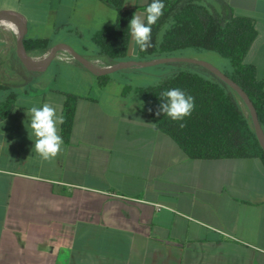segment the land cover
<instances>
[{
    "label": "crops",
    "instance_id": "crops-1",
    "mask_svg": "<svg viewBox=\"0 0 264 264\" xmlns=\"http://www.w3.org/2000/svg\"><path fill=\"white\" fill-rule=\"evenodd\" d=\"M227 1L255 20L246 60L264 86V0ZM148 2L124 7L146 15ZM0 9L24 15L26 35L83 54L96 50L84 36L118 17L104 0H0ZM2 35L0 82L17 98L0 117V264H264L260 157L192 158L141 111L139 94L124 93L123 69L104 82L77 61L63 74L55 59L31 71L10 33L3 54ZM67 92L79 96L70 135L59 125L61 151L43 160L27 111L48 103L63 115Z\"/></svg>",
    "mask_w": 264,
    "mask_h": 264
},
{
    "label": "trees",
    "instance_id": "trees-1",
    "mask_svg": "<svg viewBox=\"0 0 264 264\" xmlns=\"http://www.w3.org/2000/svg\"><path fill=\"white\" fill-rule=\"evenodd\" d=\"M118 11L117 20L97 30L91 40L96 50L92 58L108 64L131 59L130 20L136 9L124 7V0H104ZM152 2L149 0L144 7ZM163 15L152 26L153 43L162 34V43L141 51L137 59L146 60L164 56H186V50L211 52L225 59L221 68L240 84L252 99L264 129V86L257 78L256 66L246 60L247 53L257 35L255 20L249 16L236 15L227 0H163ZM29 54L42 53L51 47L47 38H24ZM87 55V54H86ZM16 61L24 66L17 52ZM169 67L154 84L124 85V93L134 91L142 98L141 111L155 125L171 136L185 153L192 158L260 157L264 162V148L255 131L251 114L239 93L207 67L188 61L161 63ZM146 67H134L145 72ZM121 70L117 71L120 72ZM114 73L100 75L107 81ZM103 82H101L103 84ZM171 88H180L195 99L190 116L174 121L161 113L156 115L160 94ZM6 94L0 100V117L8 116L15 106L17 91L0 82ZM64 103L62 134L70 135L78 95L67 92ZM151 109V111H149ZM183 123L185 126L180 127Z\"/></svg>",
    "mask_w": 264,
    "mask_h": 264
},
{
    "label": "clouds",
    "instance_id": "clouds-1",
    "mask_svg": "<svg viewBox=\"0 0 264 264\" xmlns=\"http://www.w3.org/2000/svg\"><path fill=\"white\" fill-rule=\"evenodd\" d=\"M165 4L163 0H152L146 8V15L133 14L130 20L129 29L133 41L141 51L156 47L162 43V34L153 43L152 26L157 23L163 15ZM0 28L19 34V29L15 22L8 19H0ZM160 104L157 106L156 115H167L174 121H182L190 116L194 107L195 99L190 94H186L180 88H171L160 94ZM151 111V109H149ZM30 118L29 136L34 139V150L43 160L54 159L61 151L64 141L59 134V125L65 122L63 115H58L57 110L48 103L42 107L33 106L27 111ZM183 123L180 127H184Z\"/></svg>",
    "mask_w": 264,
    "mask_h": 264
},
{
    "label": "water",
    "instance_id": "water-1",
    "mask_svg": "<svg viewBox=\"0 0 264 264\" xmlns=\"http://www.w3.org/2000/svg\"><path fill=\"white\" fill-rule=\"evenodd\" d=\"M0 18L10 19L17 24L19 29V34L17 35V40H16V51L21 61L23 62L24 66L31 71H44L49 66V64L55 59L57 52L60 50H67L70 53H72L76 58L77 62H79L85 68H87L88 70H90L95 74H109V73L117 72L122 69L134 68V67L137 68L146 67L163 62H172V61H188V62H195L201 64L207 67L208 69H210L211 71H213L219 77H221L225 82H227L239 93V95L242 97V99L244 100L245 104L249 109L258 139L262 147L264 148V129L259 120L257 109L252 99L250 98L249 94L240 84H238L234 79L228 76L221 68H219L217 65L213 64L210 61L192 56H164V57H157L146 60L126 59L110 64L108 66H100L95 64L92 58H90L86 54H83L82 52L77 50L73 45L67 42H58L56 44H53L49 48V53L47 57L43 61H37L35 60V57L30 55L25 48L24 38L28 32V22L26 17L17 10L0 9Z\"/></svg>",
    "mask_w": 264,
    "mask_h": 264
},
{
    "label": "rangeland",
    "instance_id": "rangeland-1",
    "mask_svg": "<svg viewBox=\"0 0 264 264\" xmlns=\"http://www.w3.org/2000/svg\"><path fill=\"white\" fill-rule=\"evenodd\" d=\"M127 4L131 6L134 4V2L129 1V2H127ZM144 12H146V11H144ZM136 13L142 15L141 11H137ZM0 32H2V33L4 32V36L2 35V40L4 39L3 44H2L3 54H7L9 52V49L7 46L8 45L7 44V40H8L7 33L8 34L10 33L11 36L13 35V39L15 41V44H16V40H17V34H14L11 31H5L2 28H0ZM57 37H59V36L56 34L53 35V38H57ZM84 37L87 38V40H86L87 43L92 44V40H90V37L88 34H86ZM64 38L67 39V41H70V39L67 38V36H64ZM13 39L10 38V40H13ZM137 49H138V45L135 44V42L131 38V43H130L131 59H137ZM48 53H49V49H47L46 51H44L42 53H32L30 55H32L33 57L41 58V57L45 56V54L48 55ZM92 54L89 53V54H87V56L92 58ZM185 54H186V56L198 57V58H202V59H205L207 61H210L213 64L217 65L219 68H223V66L225 64V59H223V58H221V57H219L216 54L211 53V52H199L196 50H186ZM55 60H60V61L64 62V64L60 63V68H61L62 74L67 73V71H68V67L65 64H73L75 62V61L68 62L66 60L58 59L56 57H55ZM54 64L55 63H53V65L50 67L47 76L51 75L52 72L54 71V68H55ZM168 69H169V67H163V65L161 63L149 66L147 69H144L145 72H136L133 68L123 69V85L130 84L131 86H138V85L154 84V83L159 81L162 74ZM117 74L119 75L122 73L118 72ZM118 77H120V76H118ZM65 79L66 78L62 77V76L58 77L57 79H55L53 81L51 87L52 88L59 87L60 85L64 84L63 82H65ZM118 88H119V86L117 84L112 83V89L116 90ZM2 94L5 95L6 92L1 90L0 95H2ZM3 95H2V97H3Z\"/></svg>",
    "mask_w": 264,
    "mask_h": 264
},
{
    "label": "built area",
    "instance_id": "built-area-1",
    "mask_svg": "<svg viewBox=\"0 0 264 264\" xmlns=\"http://www.w3.org/2000/svg\"><path fill=\"white\" fill-rule=\"evenodd\" d=\"M47 54H45L46 56ZM56 58L58 59H62V60H66L68 62H73V61H76V58L74 57V55L72 53H70L69 51L67 50H60L57 52L56 54ZM93 62L97 65H100V66H108L110 64L106 63L105 61H103L102 59H99V58H93L92 59Z\"/></svg>",
    "mask_w": 264,
    "mask_h": 264
},
{
    "label": "bare ground",
    "instance_id": "bare-ground-1",
    "mask_svg": "<svg viewBox=\"0 0 264 264\" xmlns=\"http://www.w3.org/2000/svg\"><path fill=\"white\" fill-rule=\"evenodd\" d=\"M0 19H7V18H0ZM8 20H10V19H8ZM10 21H12V20H10ZM14 22V21H13ZM16 24V23H15ZM17 25V24H16ZM17 28H18V26H17ZM47 57V55L46 56H43V57H41V58H38V57H35V60H37V61H43L45 58Z\"/></svg>",
    "mask_w": 264,
    "mask_h": 264
}]
</instances>
